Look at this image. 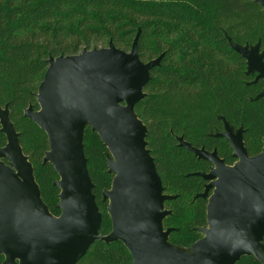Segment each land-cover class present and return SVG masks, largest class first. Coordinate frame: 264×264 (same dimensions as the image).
Instances as JSON below:
<instances>
[{
  "label": "trees",
  "instance_id": "1",
  "mask_svg": "<svg viewBox=\"0 0 264 264\" xmlns=\"http://www.w3.org/2000/svg\"><path fill=\"white\" fill-rule=\"evenodd\" d=\"M139 58L147 63L162 55L151 70L146 97L136 105L147 127L146 141L161 179L171 215L164 228H172L168 242L190 250L204 237L207 226V181L211 164L198 159L176 137L197 149L215 150L228 166L236 159L230 143L216 133L224 120L237 130L250 157L264 144V79L247 75L246 61L230 47L229 37L240 46L264 49V11L254 0H0V106H8L24 155L34 170L41 198L58 217V175L43 165L49 150L46 134L24 116L30 105L39 109L34 94L48 68L49 57L79 54L83 49L113 45L130 51L138 31ZM256 41V43H254ZM1 128V127H0ZM87 169L102 214L100 234L112 224L102 193L114 179L108 172V150L87 127L84 132ZM6 137L0 132V148ZM264 245V241H263ZM0 257V264L3 263ZM79 264H132L121 242H96ZM237 264H261L253 256Z\"/></svg>",
  "mask_w": 264,
  "mask_h": 264
},
{
  "label": "water",
  "instance_id": "2",
  "mask_svg": "<svg viewBox=\"0 0 264 264\" xmlns=\"http://www.w3.org/2000/svg\"><path fill=\"white\" fill-rule=\"evenodd\" d=\"M254 2L264 11V0ZM139 35L140 30L128 52L110 41L105 48L49 57L34 94L39 109L30 105L24 111L49 142L43 165L50 164L59 178L54 182L60 190L58 217L41 198L8 106H0V132L6 137V145L0 148L2 264H79L98 241L121 242L132 264H237L247 256L263 264L264 147L250 157L243 129L235 131L225 120L224 132L216 136L231 144L237 159L232 166L225 165L216 151L197 149L176 137L179 146L213 167L207 174H195L209 182L204 193L196 196L208 201L207 226L199 229L204 237L190 250L168 242L174 229L164 228V220L171 215L165 202L175 197L164 193L148 149L147 127L135 111L146 97L150 72L162 55L144 63L137 51ZM226 38L246 61L247 75L256 73L254 82L264 79L261 43L240 46ZM87 127L107 148L108 172L115 175L111 189L102 193L112 224L106 236L100 234L102 214L84 153Z\"/></svg>",
  "mask_w": 264,
  "mask_h": 264
},
{
  "label": "flooded vegetation",
  "instance_id": "3",
  "mask_svg": "<svg viewBox=\"0 0 264 264\" xmlns=\"http://www.w3.org/2000/svg\"><path fill=\"white\" fill-rule=\"evenodd\" d=\"M262 50H264V49L261 47V51H262ZM246 65H247V64H246ZM255 74H256V73H255ZM256 76H257V75H256ZM255 78H256V77H255ZM239 129H240V128H239ZM237 130H238V129H237ZM235 131H236V130H235ZM223 132H224V131H223ZM219 133H221V132H219ZM216 134H217V133H216ZM215 136H216V135H215ZM225 140H226V139H225ZM226 141H227V140H226ZM263 142H264V140H263ZM263 144H264V143H263ZM230 147H231V144H230ZM263 147H264V146H263ZM201 149H202V148H201ZM231 149H232V148H231ZM262 149H263V148H262ZM213 151H215V150H213ZM213 151H212V152H213ZM261 151H262V150H261ZM218 157H219V156H218ZM219 158H220V157H219ZM220 159H221V158H220ZM236 161H237V159H236ZM210 164H211V163H210ZM224 164H225V163H224ZM211 165H212V164H211ZM225 165H226V164H225ZM233 165H234V164H233ZM212 167H213V166H211V168H212ZM211 168H210V169H211ZM209 172H210V170H209ZM209 172H208V173H209ZM206 174H207V173H206ZM207 184H209L208 181H207ZM207 184H206V185H207ZM205 187H206V186H205ZM204 191H205V189H204ZM203 193H204V192H203ZM201 194H202V193H201ZM210 194H211V192H210ZM207 202H208V201H207Z\"/></svg>",
  "mask_w": 264,
  "mask_h": 264
},
{
  "label": "rangeland",
  "instance_id": "4",
  "mask_svg": "<svg viewBox=\"0 0 264 264\" xmlns=\"http://www.w3.org/2000/svg\"><path fill=\"white\" fill-rule=\"evenodd\" d=\"M256 41H257V40H255V42H254V43H256ZM5 163L7 164V163H8V161H7V160H5ZM262 262H263V264H264V259H263V261H262Z\"/></svg>",
  "mask_w": 264,
  "mask_h": 264
}]
</instances>
